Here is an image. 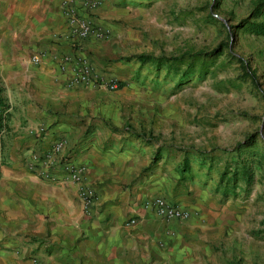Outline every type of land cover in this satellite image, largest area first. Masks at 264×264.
Masks as SVG:
<instances>
[{
    "label": "rangeland",
    "instance_id": "rangeland-1",
    "mask_svg": "<svg viewBox=\"0 0 264 264\" xmlns=\"http://www.w3.org/2000/svg\"><path fill=\"white\" fill-rule=\"evenodd\" d=\"M257 2L110 0L112 47L104 65L108 70L102 73L106 77L99 78L123 86L88 88V94L69 104L68 114L88 119L90 130L115 138L108 139L115 150L133 148L149 161L160 151L161 161L166 157L172 164L182 159V151H201L210 160L200 166L188 157V177L180 181L188 195L214 204L217 215L212 217L218 225L201 232L194 255L150 264H264V36L246 29L249 23H264V14L254 17ZM214 50L198 61L207 70L202 78L196 73L183 77L184 64L173 73L136 59L141 54L179 57ZM241 64L254 75V83L243 77ZM4 95L14 111L0 144V172L23 170L17 141L29 120L5 88ZM50 110L55 116L62 112ZM243 167L249 184L240 173L235 184L226 182ZM13 193L19 198L18 189Z\"/></svg>",
    "mask_w": 264,
    "mask_h": 264
},
{
    "label": "crops",
    "instance_id": "crops-1",
    "mask_svg": "<svg viewBox=\"0 0 264 264\" xmlns=\"http://www.w3.org/2000/svg\"><path fill=\"white\" fill-rule=\"evenodd\" d=\"M61 1L0 0V80L29 120L17 141L24 169L0 172V264H32L33 259L36 264H150L194 255L201 232L216 227L218 219L212 217L217 215L213 203L206 205L182 187L180 180L188 176L179 172L181 158L172 164L166 157L161 161L160 151L149 161L133 148L115 150L108 141L115 138L90 130L88 119L68 114L69 104L94 86L70 83L71 64L60 70L61 58L75 51ZM97 16L109 39L87 40L75 55L101 76L112 47L110 0H104ZM34 55H40L37 64L31 62ZM58 108L62 112L51 115L50 109ZM58 138L66 141L59 156L86 167L85 180L95 194L88 213L74 184L44 180L24 166L30 152L44 151ZM156 197L188 210V219L158 218L144 206Z\"/></svg>",
    "mask_w": 264,
    "mask_h": 264
},
{
    "label": "built area",
    "instance_id": "built-area-1",
    "mask_svg": "<svg viewBox=\"0 0 264 264\" xmlns=\"http://www.w3.org/2000/svg\"><path fill=\"white\" fill-rule=\"evenodd\" d=\"M104 0H64L59 4L61 14L66 22L67 36L75 47L74 56L61 58L60 70L63 65L71 64L70 79L72 84L93 86H105L109 90L115 88L114 82H104L92 70L85 59L75 52L87 40L104 41L110 37V32L100 23L97 11ZM39 56L31 58L33 64H37ZM43 129L37 128L36 133L42 134ZM66 144L65 139H56L48 149L44 151L30 152L24 166L34 171L40 178L52 182H70L77 187V196L82 204L83 211L88 213L94 200V190L86 183L84 165L75 164L66 156H59ZM158 218L163 220L184 221L189 217V211L169 204L166 200L156 197L149 199L144 204ZM128 223L132 224L133 220ZM36 264V260H32Z\"/></svg>",
    "mask_w": 264,
    "mask_h": 264
},
{
    "label": "trees",
    "instance_id": "trees-1",
    "mask_svg": "<svg viewBox=\"0 0 264 264\" xmlns=\"http://www.w3.org/2000/svg\"><path fill=\"white\" fill-rule=\"evenodd\" d=\"M264 14V0H258L257 4L254 8V17L257 18ZM246 29L249 33L256 35V36H264V23L263 22H253L246 25ZM216 50L210 52V53H201L197 52L192 55L185 54L181 55L179 57H158V58H152L147 55H139L137 56V62L140 64L149 63L150 66L154 68L160 69L161 67H165L166 71H172L173 73H177L179 70V67L181 65H185V70L182 72V76L185 77L186 75H193L197 74L199 77H203L206 73V67L203 63L198 64V61L202 59L203 57H209L213 56ZM241 70L243 77L246 79H249L251 83H254V75L249 73L247 71V67L244 64H241ZM117 88H121L123 86V83L121 82H114ZM11 106L8 104V101L4 95V88L0 82V144L2 143L3 136L9 131L8 123L11 118ZM264 144V140H263ZM182 159L179 166V172L181 175L184 173H188L189 169V159L198 160V165L202 166L205 161L210 162L209 156H207L204 152L201 151H195V153L192 154H185L184 151H182ZM190 157V158H188ZM240 173V176L239 174ZM229 174V173H228ZM230 179L226 180V182H235L238 179V176L243 179L245 185L249 184L251 181V177L249 176V173L246 171V169L243 167L241 170H237L235 172H231ZM221 176V175H220ZM227 188L223 189V195H226ZM264 233V231L262 232Z\"/></svg>",
    "mask_w": 264,
    "mask_h": 264
}]
</instances>
